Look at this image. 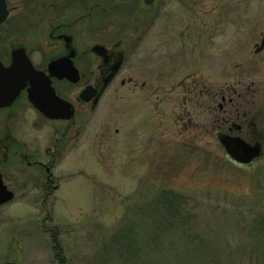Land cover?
I'll return each instance as SVG.
<instances>
[{"label": "rangeland", "instance_id": "1", "mask_svg": "<svg viewBox=\"0 0 264 264\" xmlns=\"http://www.w3.org/2000/svg\"><path fill=\"white\" fill-rule=\"evenodd\" d=\"M213 1L202 6L216 5L217 23L230 25H217V36L211 48H202V57L215 59L219 86L225 81L226 59L233 60L234 82L242 80L243 67L236 65L249 62L245 78L253 84L247 98L257 130L264 132V53L250 54L264 36V0ZM156 36L146 38L157 42L161 36ZM154 48L157 63L162 46ZM8 52L0 40L5 64ZM112 92L106 93L107 107L131 103L134 108L147 99L127 90L115 99ZM170 95L169 107L178 102L176 94ZM23 96L10 109V135L42 150L50 138L44 127L31 125L37 116ZM155 99L156 108H163ZM100 119L101 110L90 115L83 135L56 169L59 188L42 208L37 191L23 195L10 184L17 198L0 207V264H192L183 253L199 240L223 254L231 252L223 242L250 246L253 237L261 240L257 251L264 254V134L261 155L245 165L224 153L215 135L219 122L209 121L198 137L179 126L165 132L162 122L158 125L144 110L115 108L105 114L107 129L100 136Z\"/></svg>", "mask_w": 264, "mask_h": 264}, {"label": "flooded vegetation", "instance_id": "2", "mask_svg": "<svg viewBox=\"0 0 264 264\" xmlns=\"http://www.w3.org/2000/svg\"><path fill=\"white\" fill-rule=\"evenodd\" d=\"M203 1L4 0L7 15L0 24V40L9 47L8 64L11 51L23 48L33 67L50 80L56 95L71 103L73 113L69 120L45 117L28 101L26 88L11 106L0 108L3 112L0 120L3 184L10 190L13 183L14 188L23 190V195L26 190L37 191L42 208L59 188L57 167L72 151L74 141L83 135L90 115L97 110H101L100 136L107 129L105 114L115 108H124L153 114L158 125L159 120L162 122L165 132L171 126H179L200 137L202 128L214 121L219 122L215 129L217 138L239 136L251 143H261L264 132L257 130L247 98L253 84L245 78L250 72L249 62L236 65V68L243 67L242 80L234 82L233 60L226 59L222 67L225 81L219 86L215 59L202 57V48H211L217 36V25H227V29L230 25L228 22L217 23L216 5L206 8L202 6ZM152 34L161 37L157 42L146 38ZM10 39L14 41L9 42ZM32 45L33 49L30 48ZM143 45L145 57H142ZM160 45L162 56L155 63L153 57H157V51L154 46ZM251 51L249 53L254 56L264 53V36L259 44L252 45ZM65 58L76 70L75 81L58 78L48 70L51 61ZM0 61L4 66L8 65ZM261 65L264 66V62ZM55 73L59 75L62 71ZM239 86L244 91L237 90ZM87 89L94 96L83 101L80 94ZM109 89H113L115 99L121 90L146 94L147 99L136 102L134 108L131 103L107 107L104 100ZM160 93L165 95L162 99H158ZM170 94L178 97V102L173 103V100L171 107L168 106ZM22 95L26 99V108L37 116L31 125L44 127V133L50 138L42 150L36 146L32 149L10 135V109ZM154 97L161 101L163 108H156L159 104H153ZM190 136L196 140L195 134ZM13 190L14 200L17 195ZM41 221L40 218V225Z\"/></svg>", "mask_w": 264, "mask_h": 264}, {"label": "water", "instance_id": "3", "mask_svg": "<svg viewBox=\"0 0 264 264\" xmlns=\"http://www.w3.org/2000/svg\"><path fill=\"white\" fill-rule=\"evenodd\" d=\"M7 15L4 0H0V24ZM50 74H56L58 78H67L72 81L77 79L76 70L68 58L51 61L48 64ZM61 70V74L55 73ZM28 85V87H26ZM26 88L27 99L41 114L49 119L69 120L72 117L71 103L56 95L50 80L44 74L36 70L25 54L23 48H15L11 51V61L4 66L0 62V108L11 106ZM94 96L89 90H84L80 97L88 101ZM225 153L239 164H249L261 155V147L258 143L251 145L239 137L222 135L219 137ZM13 198V192L3 184L0 174V206ZM13 264V263H4Z\"/></svg>", "mask_w": 264, "mask_h": 264}, {"label": "trees", "instance_id": "4", "mask_svg": "<svg viewBox=\"0 0 264 264\" xmlns=\"http://www.w3.org/2000/svg\"><path fill=\"white\" fill-rule=\"evenodd\" d=\"M174 217H176V215ZM257 233L258 232L254 234ZM253 239L254 240L251 241V244H249L250 246L244 242H238L235 244L230 243V241L223 242L222 244L224 248L228 249L227 251H231L224 252L223 254L217 250H208V248H206L208 243L203 241V239L199 240L194 248L186 249L187 251H184L183 254L190 259L188 261L192 262V264H260V258H264V254L260 255L262 252L260 253L257 251V247L262 245L261 240L258 237H253ZM249 247L251 250L250 252H247L246 249Z\"/></svg>", "mask_w": 264, "mask_h": 264}]
</instances>
